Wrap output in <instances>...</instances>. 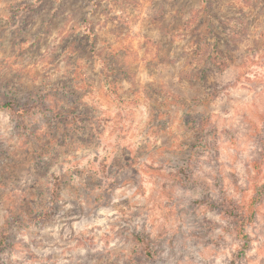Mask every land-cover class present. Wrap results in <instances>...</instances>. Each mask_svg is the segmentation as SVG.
<instances>
[{"label": "rangeland", "instance_id": "1", "mask_svg": "<svg viewBox=\"0 0 264 264\" xmlns=\"http://www.w3.org/2000/svg\"><path fill=\"white\" fill-rule=\"evenodd\" d=\"M0 264H264V0H0Z\"/></svg>", "mask_w": 264, "mask_h": 264}, {"label": "trees", "instance_id": "2", "mask_svg": "<svg viewBox=\"0 0 264 264\" xmlns=\"http://www.w3.org/2000/svg\"><path fill=\"white\" fill-rule=\"evenodd\" d=\"M246 3H251L252 0H244ZM160 19L159 18H156V21H159ZM82 24H86V20L83 19V21H81ZM91 34H93V29H92V32L90 31ZM95 34V33H94ZM236 35V34H235ZM86 36V35H85ZM85 36H83L82 38L81 37H77L80 41H83L85 40ZM95 37H93V41L91 44H95L98 40V37L96 35H94ZM239 36V35H237ZM236 36V37H237ZM121 58V59H117L118 62H121V63H124L126 65V58H127V55H126V52L125 53H122L120 51V53H107L104 55V57L101 56L100 60L102 62V67L103 68H106L107 69V72L108 73H111L107 61H109L108 59L109 58ZM205 64L204 66H202L201 68H196L194 69L193 71H191L189 73V79H196L198 81V83L201 84L202 87H205V89L207 90H215V91H218V90H221V87L220 86V83L218 86H215L213 89L212 87H208V78L209 77H212V76H217V75H222L224 74L227 69L230 67L231 65V62H230V57H224L223 59L217 54V53H214V54H210L206 60H205ZM117 64V63H116ZM120 66V67H118ZM121 65H117L116 66V72L117 73H122V69H121ZM118 68V69H117ZM115 74V73H113ZM111 74V78L112 80L114 81V76ZM111 81V80H110ZM111 83V82H110ZM226 85H223L222 89L225 88ZM3 107L9 109L12 113H15L19 116H22V113H21V109H15V104L14 103H11V102H8V103H4L3 104ZM236 230L239 234V236L241 238H243L246 242L244 243V248L245 249H249V242H250V239L248 237V235H246L245 233V230L248 228L249 225H251L254 221V216H244V214H239L236 215Z\"/></svg>", "mask_w": 264, "mask_h": 264}]
</instances>
